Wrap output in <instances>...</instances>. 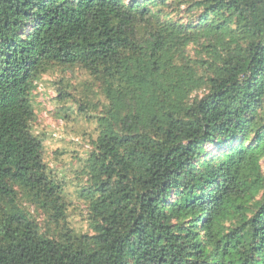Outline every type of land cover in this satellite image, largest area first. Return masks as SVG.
Listing matches in <instances>:
<instances>
[{
	"label": "trees",
	"instance_id": "trees-1",
	"mask_svg": "<svg viewBox=\"0 0 264 264\" xmlns=\"http://www.w3.org/2000/svg\"><path fill=\"white\" fill-rule=\"evenodd\" d=\"M55 66L105 101L93 234L32 130ZM263 160L264 0H0V264H264Z\"/></svg>",
	"mask_w": 264,
	"mask_h": 264
},
{
	"label": "rangeland",
	"instance_id": "rangeland-1",
	"mask_svg": "<svg viewBox=\"0 0 264 264\" xmlns=\"http://www.w3.org/2000/svg\"><path fill=\"white\" fill-rule=\"evenodd\" d=\"M180 16L184 14L176 18ZM190 49L192 54L196 51L193 46ZM63 93H69V97L62 99ZM31 97L35 110L32 130L43 140L44 159L49 170L64 184L69 204L67 225L77 233L93 234L89 204L80 193L89 183L86 159L97 137L96 115L100 113L104 98L99 95L89 72L81 66L53 67L39 78ZM225 148L224 145L221 149ZM217 149L218 146H212L208 151L217 155ZM262 166L264 169V160ZM32 212L36 211L32 208ZM35 215L44 227L45 216Z\"/></svg>",
	"mask_w": 264,
	"mask_h": 264
}]
</instances>
